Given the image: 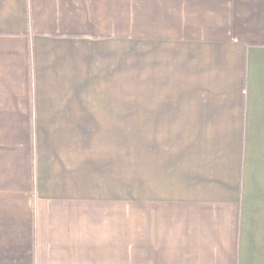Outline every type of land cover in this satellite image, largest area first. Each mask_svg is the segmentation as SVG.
I'll return each instance as SVG.
<instances>
[{
	"label": "crops",
	"instance_id": "obj_1",
	"mask_svg": "<svg viewBox=\"0 0 264 264\" xmlns=\"http://www.w3.org/2000/svg\"><path fill=\"white\" fill-rule=\"evenodd\" d=\"M0 264H264V0H0Z\"/></svg>",
	"mask_w": 264,
	"mask_h": 264
},
{
	"label": "rangeland",
	"instance_id": "obj_2",
	"mask_svg": "<svg viewBox=\"0 0 264 264\" xmlns=\"http://www.w3.org/2000/svg\"><path fill=\"white\" fill-rule=\"evenodd\" d=\"M131 108H136V99H131ZM136 111V109H135ZM130 153V212H131V250H136L137 240V157H138V131L129 132Z\"/></svg>",
	"mask_w": 264,
	"mask_h": 264
}]
</instances>
